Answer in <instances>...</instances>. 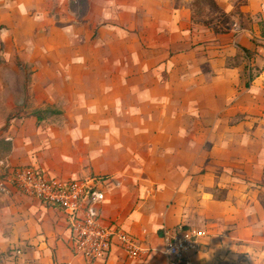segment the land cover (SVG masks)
Segmentation results:
<instances>
[{
    "label": "crops",
    "instance_id": "crops-1",
    "mask_svg": "<svg viewBox=\"0 0 264 264\" xmlns=\"http://www.w3.org/2000/svg\"><path fill=\"white\" fill-rule=\"evenodd\" d=\"M3 24L31 69L0 91V264H173L164 232L189 228L205 235L183 264H264V0H0ZM25 165L90 179L147 251L78 254L67 214L12 181ZM47 212L67 243L17 256Z\"/></svg>",
    "mask_w": 264,
    "mask_h": 264
},
{
    "label": "built area",
    "instance_id": "built-area-1",
    "mask_svg": "<svg viewBox=\"0 0 264 264\" xmlns=\"http://www.w3.org/2000/svg\"><path fill=\"white\" fill-rule=\"evenodd\" d=\"M12 181L22 192L46 203L59 206L69 218V224L76 238L75 250L88 261L105 256L118 239L129 257L136 258L147 249L131 235L114 223L103 221L98 204L105 200V193L90 179H58L47 175L33 165L14 168ZM205 232L195 228L182 231L165 230L167 252L175 258L173 264H183L192 252L201 250L200 238ZM56 264H74L61 260ZM184 264H191L185 261Z\"/></svg>",
    "mask_w": 264,
    "mask_h": 264
},
{
    "label": "rangeland",
    "instance_id": "rangeland-1",
    "mask_svg": "<svg viewBox=\"0 0 264 264\" xmlns=\"http://www.w3.org/2000/svg\"><path fill=\"white\" fill-rule=\"evenodd\" d=\"M74 1V0H73ZM80 0H75V4H78ZM4 27H7V24H3L0 25V29ZM25 38V37H23ZM22 37L17 36L16 39H12L10 42H1L0 40V76H3L4 78L9 79V80H16V83L13 84L11 82H6L1 84L0 83V91L1 92H5V93H15L18 92L20 93L19 87L21 86V91H25L28 90V81H29V77H30V69L29 67L25 66L22 64L21 61V57H20V51L18 50L17 47V43H19V41L21 42ZM17 42V43H16ZM12 43L14 44V46L12 45ZM132 70L134 73L136 71V68H128L127 71ZM116 73L118 72V69H116ZM151 73V72H149ZM15 86H18V89L15 88ZM16 94V93H15ZM25 101V98H24ZM26 102H23V105H26ZM41 211V215L40 218H43L45 216V212L44 208H39L37 210ZM47 214L50 215L51 218V225L49 226L48 229L50 230H46L45 234V238L42 241H39L37 243H30V242H26V243H19L18 247H20V250L22 251V254H17V256L19 255H24L30 251L33 250L34 248H39L40 249H45L47 248V246H51L52 245V249H53V253L57 251V249L59 248V246H63L65 243H67L66 241V237L64 236V223L60 220L59 216L57 214H53V213H48ZM36 216V215H34ZM39 220V218H37ZM40 222L43 221V219L39 220ZM17 245V244H16ZM57 246V247H56ZM14 248L12 250H14L15 252H17V248ZM10 250V251H12ZM16 254V253H14Z\"/></svg>",
    "mask_w": 264,
    "mask_h": 264
}]
</instances>
